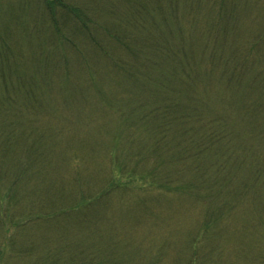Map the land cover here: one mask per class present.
<instances>
[{"label": "rangeland", "instance_id": "rangeland-1", "mask_svg": "<svg viewBox=\"0 0 264 264\" xmlns=\"http://www.w3.org/2000/svg\"><path fill=\"white\" fill-rule=\"evenodd\" d=\"M89 1L92 3L91 7L89 6L90 10H94L92 6L102 8L99 0ZM4 2L5 0H0V4H3L0 12L7 13L5 17L7 25L19 21L21 13L15 14V11L10 10L12 8L10 4ZM154 2L155 0H126L127 4L123 5L127 8V22L140 26L146 38L149 37L162 44L170 43L175 47L170 59L160 53L164 64H168V68L169 65L186 68L191 66L188 73L196 83L191 90L195 91L193 95L204 98L205 103H200L198 108L206 117H214L212 120L220 119L224 122L223 118H230V122L238 127L237 131L244 130L247 133L240 138L236 134V143L227 148L237 153L238 159L243 158L247 161L248 158V166L258 168L264 176V147L249 134L251 132L254 135H262L264 129L259 128L256 131L258 126H254L251 120L247 121V117L244 118L240 110H236L240 114L231 113L232 110L224 102H219L221 98H218H228L231 106H239V97L243 94L247 95V99L242 100L250 102V105L258 101V97L263 98L262 87L258 86L261 82L258 73L264 69V64H254L252 70H247L238 81H234L231 79L233 76L227 66L229 65L227 60L232 56L228 46H240L241 42L249 46L254 43V40H250L253 35L258 39L263 38L260 42L262 53L259 54V58L264 59V0H226V8L223 12H220L218 7H213L209 12L211 3L208 0L200 1L201 3L197 0H156V4ZM187 24L191 27L189 30L184 28ZM135 27L138 30V27ZM48 31L51 33V30ZM213 33L214 39L225 40L223 44L226 48L220 46L222 53L216 54L218 58L213 57V51L211 53L208 51L213 49L209 47L214 44ZM55 45L54 53L53 50L44 52L47 63H41L43 60L36 63L33 56L30 53L26 55L18 45L20 51L25 54L23 65L20 64L19 69L23 74H28L25 88L23 86L22 92L19 91L20 97L25 102L30 101V103L26 102L25 107L32 105L35 109L30 113L22 109V112L26 122L31 121L30 130L33 133L31 132L28 137L30 141L25 139V135L18 139V133L26 134L30 130L24 132L17 126L16 119L20 118H16L14 114V117L9 114L2 115L0 134L15 132L17 144L10 154L0 150V176L3 171L7 177L9 172L13 173L16 162L23 163L28 161L29 157L39 158L38 152L40 155L45 154L49 170L48 173L33 171L32 177L24 179L25 182L21 181L18 184L21 199L11 206L9 205L11 201L8 199L10 194L7 191L11 186L9 184L12 181L11 177L0 181V201L3 202L0 204L7 206V210L10 209L11 213L9 216L5 213L0 217V256L2 257L5 252V247L10 251L8 257L0 262L52 264L57 260V264H69L68 261L72 259L75 264H107L116 257L131 262L128 264H156L158 262L156 258L159 257L161 261L158 264H192L193 259L190 260L189 256L194 258L199 250L207 255L201 258V264H264L263 238L253 241L249 231L247 236L237 231H242V224L246 222V218L252 217L255 220L264 213V187L247 192L248 197L241 200L236 210L231 211V215H216L213 225L219 227V231L226 226L228 229H235L234 232L237 234L220 237L222 243L224 242L222 247H219L220 244L218 247L217 244L214 245L213 236L210 234H204L197 240L202 234L205 217L220 206L225 196L215 206L206 205L205 200L198 201L193 198V195L198 196L196 187L189 189L184 184L189 185L192 181L196 184L197 176L188 169L184 174L182 173L185 169L184 164L188 165L191 162L184 158L165 162L161 167V174L169 172L171 177H167L168 181L173 176H182L180 192L186 195L180 196L174 193L169 196H158L157 193H146L147 189L138 191V188L135 190L138 191L137 194L115 193L106 207L100 204L95 205L96 208L93 207V220L90 218L81 221V218H85L83 216L85 211L84 208L79 207L82 203L79 190L77 188L69 192L68 189L71 182L68 181V177L73 176V165L76 164L77 168L74 173L77 172L83 178L79 182L85 190L92 188L95 190L108 183L117 171L118 161L115 162L113 156L125 161L130 154L127 142H119L120 137L126 132H134L140 136L141 141L145 139V144L150 138V129L140 122L141 114L136 112L134 117L128 120L122 117L124 109H134L138 100L143 106L151 109L152 103L161 102L160 97L153 98L161 87L158 81L150 79V75L145 74L148 78H144L141 74H137L134 77L139 82H134L133 77L126 80L111 73L109 69L102 75L99 73L100 75L98 74L92 82L90 74L82 75L81 70H76L79 67L73 60L70 59V63L63 62L60 66L56 61L58 57L53 54L60 55L62 44L57 40ZM97 56L100 58V55ZM78 62L80 66L83 64L81 60ZM235 66L236 64H232L231 69L234 70ZM67 69L69 74H66ZM155 73L157 76L161 75L159 68L155 69ZM168 80L178 88L184 84L179 76H169ZM237 84L240 86H233ZM29 89L34 91L31 99L26 95ZM153 90L155 92L152 94ZM3 91L0 87V96L5 94ZM176 93L172 95L177 97ZM31 141L36 142L43 152H35L37 149L33 151ZM249 148L250 151L247 150ZM123 156L126 159L122 158ZM248 166L237 173L238 176L232 182L233 186L243 187V184L245 187L257 180L250 173L252 168ZM38 167L39 162L34 165V169ZM52 170L59 174L56 179ZM7 171L9 172L6 173ZM93 171L96 173L93 174ZM215 173L212 166L209 174L214 176ZM162 181L166 183L165 180ZM71 205L81 210L77 214L65 212ZM152 208L155 210V215L152 214ZM56 212L64 214L55 217ZM109 216L112 220H109ZM70 220L77 221L80 225H73ZM94 222L96 226L93 228H97L92 238L89 237L91 229L88 227L93 226ZM249 223L246 222L245 225ZM104 225L108 227L103 228ZM249 227L255 226H247ZM16 228L18 231H13ZM74 232H80L82 239L74 237ZM242 238H249V241L259 244L255 249L246 247L239 242ZM194 241L197 246H193ZM64 246L67 250H64L60 260L56 259L59 258L60 247ZM72 247H75V250ZM32 248L37 251H32ZM112 248H116L115 252ZM110 249L113 251V256L105 257L112 252ZM30 252L33 253L24 260L23 255ZM35 253L37 255L50 253L54 259L50 263H45L36 260ZM124 260H120L117 264H126Z\"/></svg>", "mask_w": 264, "mask_h": 264}, {"label": "trees", "instance_id": "trees-1", "mask_svg": "<svg viewBox=\"0 0 264 264\" xmlns=\"http://www.w3.org/2000/svg\"><path fill=\"white\" fill-rule=\"evenodd\" d=\"M197 1L201 3L200 1L204 0ZM208 1L211 3L209 12L212 11L213 7H218L220 12H223V9L226 8V0ZM99 2L102 4V8L92 6L94 10H90L89 8L92 3L89 0H5L4 3L7 5L10 4V7H12L10 10L15 11V14L21 13V16L18 19L19 21L7 25V21L5 20L7 13L2 14L3 12H0V87L4 90L3 92H5L4 95L0 96V118H2L4 114L12 116L14 114L16 118H20L16 119L18 121L16 125L21 127L23 131H28L32 128L30 127L31 121L27 123L25 120L26 117L24 118V112H22V109L23 111L25 109V112L27 111L28 113L35 109L32 105L25 107L26 102L30 103V101L25 102V100L20 97V92H22L23 86L25 88V83H27L28 78H26V76H28V74H23L19 69V65H23L25 54L20 51L18 45L21 46V49L24 50L26 55L30 53L36 63H39L40 60H43L41 63H47V57H44V52L53 50L54 53L56 51L55 44L58 40V42L62 44L61 52L60 55H53L58 57L56 61L60 63V66L63 62L70 63L71 59L76 63L77 67H79V69L76 70H81L82 75L86 73L90 74L93 80L92 82H94L95 77L98 76L99 73L102 75L108 69L111 73L119 75L126 80H130L133 77L134 82H139V80L134 77L137 74H141L144 78L150 75V79L158 81L161 87V90L157 91V94H155L156 96H153V98L160 97L161 102L152 103L150 109V107L143 106L141 101L138 100V102H135L134 109L125 110L123 108L124 111L121 109V111H123L122 117L128 120L132 119L136 112L141 114L140 120L142 121L140 122L151 131L149 142L145 144V139L141 141L139 139L140 136L134 132L124 133L120 137L119 142H127L130 154L127 159L125 156L122 157L126 159L125 161L118 159V156L116 158L113 156V159H116L115 162L118 161L116 165L117 171H114V177H111V180L109 182L107 181L108 183L103 187H97L95 190L93 188L85 190L82 187L79 181H82L83 178L77 172L74 173V170L76 171L77 168L76 164L73 165V176L70 175L68 177V181H71L68 189H70L69 192H72L71 190H77V188L79 190L82 199L80 200L82 203L79 207L81 206L80 208H84L85 211L83 215L85 218H81V221L90 218L93 220V207L96 208L95 205L99 204L106 207L115 193L126 194L130 192L132 194H137L138 191L147 189L148 191L146 193L153 192L157 193L158 196H169L174 193H178L180 196L186 195L182 191L180 192V185L183 182L182 176H173L175 178L172 177V181H168L167 177H171L169 172H167L168 175L164 174V172L161 174V167L165 162L169 163V160H180L184 158L191 162L188 163V165L187 163L184 164L185 169L182 173L184 174L188 169V171L196 173L197 176L195 180L196 184H194L193 181L190 182L189 185L184 184L186 187L188 186L189 189L196 187L198 196L193 195V198L198 201L201 199L202 201L205 200L207 201L206 205L215 206V204L217 202L219 203L221 201L220 199L225 196L220 206L214 211H211V214H207L202 224V234L197 238V240H199L204 234H210L213 236L214 245L217 244L218 247V244H220L221 246L219 247H222L224 242L222 243L220 237L222 238L223 235L232 236L233 234H237L234 232L235 229H228L226 226H223L219 231V227L213 225L216 215H231V211L233 212L236 210L241 200L246 196L248 197L247 192L264 187V176L261 175V171H259L258 168L254 169L252 166H248V158V162L243 158L238 159L236 158L238 154L229 151L227 148L231 144L236 143V134L240 138L241 136L247 135V133L244 130L237 131L238 127L233 122H230V118H223L224 122H222L220 119L212 120L214 117H206L204 115L205 113H202L198 105L200 103L205 104L204 98L202 99L200 96L197 97L193 95L195 91L191 90L193 86L196 85L194 78L188 73L191 66L186 68L185 66L175 67L169 65L168 68V64H164L163 57L160 53L167 59H170L175 47L170 43L162 44L149 37L146 38L145 35L142 34L143 32L140 26L132 22L128 23L126 19L127 8L123 5L127 4L126 0H99ZM154 4H156V0ZM1 6L3 7V4H0V7ZM119 10H121L122 13L119 12ZM187 25L184 27L185 30L191 28ZM135 26L138 27V30ZM48 30H51V33H49ZM18 33L21 35L19 36ZM25 38L27 39L25 40ZM256 38V35H253L252 39L250 38V40H254V43L249 46H247V44L243 45V42L240 43V46H228L231 49L232 56L230 57L231 59L228 58L227 61H229V65L227 66L232 73V80L238 81L247 70H252L251 68L254 64H264V59L259 58V54L262 53L260 42L263 38ZM212 41L214 44L209 47L213 49H209L208 51H210V53L213 51V57L218 58L216 54L222 53L220 46L226 48V45L223 44L225 40L214 39L213 33ZM97 55H100V58ZM93 58L94 60H92ZM80 60L83 63L81 66L78 64ZM232 64H236L234 70L231 69ZM45 66L48 68L47 64H45ZM156 68H159L161 75L157 76L155 73ZM168 72L170 73L166 74ZM66 74H69V71L66 72ZM173 75L179 76L183 80L184 84L181 88H178L168 80L169 76ZM258 76L261 79L258 86L260 85L259 88L262 87L261 90H263V94L262 92L261 94L263 98L258 97V101L253 104L250 105V102L245 101L247 99L246 94L239 97V106H231L228 98L218 97L221 98L219 102H224V104L232 110L231 113L240 114L236 111L240 110V112L243 113V117H247V121L251 120L254 126H258L256 131H258L259 128L264 129V69L260 70ZM233 86L237 87L240 86V84ZM153 92L155 91L153 90L152 94ZM174 92H177V97L172 95ZM33 94L34 91L30 89L26 92L27 97L30 99L33 97ZM2 98L5 99L2 100ZM244 118H242V120ZM3 129L7 131L4 127ZM28 132L29 133L26 134L18 133V139H21L22 135H25V139L30 141L28 137L33 131L30 130ZM249 134L250 137L252 135V138L260 142L261 146L264 147V130L262 135H254L251 132ZM0 136V150L10 154L12 148L14 149L17 144L16 133L1 132ZM259 138H261V140ZM31 142L33 143L31 146L33 151L37 149L35 152H43L42 148H39L36 142ZM247 150L250 151V148ZM38 157L39 158H37V156L35 158L29 157L28 161L26 160L23 163L16 162L12 170L13 173L9 171L6 172H9L7 175L11 177L10 180H12L9 183L11 186L7 190L10 194L8 196V199L11 201L9 202L10 206L14 205V203H18L21 199L19 198L20 191L18 186L21 181L25 182L26 180L24 179L32 177L33 171L48 173L49 164L48 159L45 158V154L42 153L40 155L38 152ZM37 162H39V167L34 169V165ZM212 166L216 171V175L214 176L209 174ZM247 166L252 168L250 173L257 180L245 187L243 184V187L233 186L232 182L235 181L238 176L237 173L241 170H245ZM51 172L55 179L57 175L59 176L57 171L52 170ZM92 173L95 174L96 172L93 171ZM160 175L161 177L159 178ZM154 176H157V178ZM6 177L3 171L0 176V181ZM84 177L86 178L87 176ZM162 179L165 180L166 183L163 182ZM212 179H216V181H212ZM6 185H8V183ZM230 185L232 186L229 187ZM136 188H138V191H135L137 190ZM174 189H179V191H174ZM208 202L210 204H208ZM0 203L3 202L0 201ZM67 210L68 211L65 212L70 214L76 212L77 214L81 209L77 210L75 205H71ZM154 211V208H152L153 215H155ZM5 213L9 216L11 214L10 209L7 210V206L5 207L3 204H0V217H3ZM79 213L81 214L82 212ZM61 214L64 213L56 212L54 216L59 217ZM109 220H112L111 216H109ZM255 220L252 217L249 219L246 218V222L250 223L245 225V222L242 224V231H237L241 234L244 233V236H247L249 231L250 236L253 237V241H257L260 238H263L264 241V213ZM70 222L73 225H80L77 221L70 220ZM250 225H254L255 227L247 228V226ZM13 226L21 228V226L18 225ZM94 226H96L95 222L93 226L88 227V229H91L89 237L92 238H94L93 233L96 232L97 228L95 227L94 229ZM106 226L107 225H104L103 228L108 227ZM102 229L100 231H102ZM13 231H18V229L16 228ZM85 231L87 234L88 230L86 229ZM73 236L82 239V234L80 232H74ZM249 240V238H242L239 242L245 244L246 247L255 249L256 245L259 243H253ZM193 244V246H197L196 241H194ZM233 247L232 245V249ZM72 248L75 250V247ZM4 250L5 252L2 257L0 256V260H4L10 253L8 247H5ZM64 250H67V247H60V255L59 258L57 257L56 259L60 260V256H63ZM112 250L115 252L116 248H112ZM32 251L37 250H33L32 248ZM113 251L108 253L105 257L111 258V256H113ZM31 253L33 252L29 254L25 253V255H23L24 260H26V256H29ZM35 255L37 254L35 253ZM232 255L235 256L236 254ZM206 256L207 255H204L198 250L194 258L189 256V259H193L191 262L192 264H201V258H205ZM208 256L210 257V255ZM37 259L45 263H50L54 258H52L49 253L44 255L38 254L36 260ZM156 259L158 260L156 264H158L161 260L159 257ZM120 260H124V258L119 259L115 257L107 264H117ZM124 261L126 264L131 263L127 260ZM57 263V260L52 262V264ZM68 263L75 264L72 259H70ZM0 264H3V262H0Z\"/></svg>", "mask_w": 264, "mask_h": 264}]
</instances>
